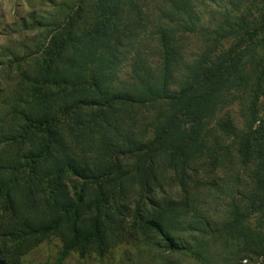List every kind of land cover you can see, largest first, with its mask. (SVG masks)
<instances>
[{
    "label": "trees",
    "instance_id": "trees-1",
    "mask_svg": "<svg viewBox=\"0 0 264 264\" xmlns=\"http://www.w3.org/2000/svg\"><path fill=\"white\" fill-rule=\"evenodd\" d=\"M143 1L84 0L79 16L52 36L51 56L25 79L14 112L20 123L6 132L14 148L0 151V264H11L49 237L61 243L59 261L73 252L102 257L127 236L124 224L141 231L147 245L171 252L186 249L185 232L214 231L192 206L189 181L206 152L204 120L226 94L253 81L248 65L264 74V0L247 19L223 12L209 44L187 65L174 28L206 32L196 26L194 0H159L169 23L156 31L159 67L132 45V81L119 83L120 57L130 54L125 31L135 21L140 33L149 25L141 16ZM157 105L164 110L139 128L137 110ZM247 119L254 136L256 116ZM248 133L238 151L244 161L254 148ZM68 136L74 144L84 142L89 154L76 155ZM176 175L179 195L163 194L168 177ZM227 196L220 232L241 244L239 260L264 256V195Z\"/></svg>",
    "mask_w": 264,
    "mask_h": 264
},
{
    "label": "rangeland",
    "instance_id": "rangeland-1",
    "mask_svg": "<svg viewBox=\"0 0 264 264\" xmlns=\"http://www.w3.org/2000/svg\"><path fill=\"white\" fill-rule=\"evenodd\" d=\"M83 1L0 0V151L11 150L9 146L14 148L10 139H6L10 136L6 132H12L20 123L21 116H15L14 112L20 106V94L22 95L26 88L25 79L31 75L36 65L43 64L51 56L52 36L61 32L68 20L79 16ZM142 3L141 16L148 18L149 25L146 32L140 33L138 21H135L125 31L123 43L127 44L130 54L125 58L120 57L115 80L119 83L132 81L131 67L128 65L136 52H131L132 45H136L139 54L144 56L152 68L159 67V35L156 31L162 24L169 23L162 16L163 8L160 10L159 0H144ZM261 4L260 0L190 1L199 18L196 26L206 32L190 34L192 32L174 28L182 49L183 64H190L195 55L209 44L211 31L222 22L223 12L247 19L248 11L257 14ZM136 30L138 35L134 34ZM182 69L183 67H179V70ZM247 72L253 76V81L250 80L246 86L226 94L223 103L204 120L207 134L206 152L203 151L197 157L198 165L196 170L192 171L189 181L192 206L197 214L211 222L214 231H204L205 227H200L199 232H185L180 237L186 249L171 252L163 247L147 245L141 231L132 232L128 225L124 224L123 232L127 236L121 241L118 239L117 245L110 247L102 257L90 253L81 258L73 252L65 260L59 261L61 243L59 239L49 237L24 252L19 259L12 258L11 264H237L239 258L244 255L239 252L242 249L241 244L239 245L238 240L225 237L219 229L225 221L227 205L231 200L227 195L238 197L237 200L253 193L264 195V74L251 70L249 65ZM257 77L262 78L259 85L255 83ZM255 92L258 94L256 99ZM21 107H26L25 100ZM163 110L164 108L158 105L138 109V127L146 129L148 119ZM252 115L256 116L252 130H258L254 136L248 133L247 129V118L251 119ZM247 133L249 140L254 141V148L249 153L251 160L244 161L238 151ZM65 140L76 155L89 154L85 151L84 142L74 144L70 136L65 137ZM168 179L170 182L162 190L163 194L179 195V176H173L174 180L169 177ZM251 189H254V192L249 194ZM135 200L134 196L131 197L128 204L133 207ZM2 208L0 205V213ZM0 221L2 222L1 214ZM249 222L252 223L253 218ZM2 227L3 225H0V231ZM3 239L0 233V240ZM248 257L262 258L264 263L262 255L250 254Z\"/></svg>",
    "mask_w": 264,
    "mask_h": 264
},
{
    "label": "built area",
    "instance_id": "built-area-1",
    "mask_svg": "<svg viewBox=\"0 0 264 264\" xmlns=\"http://www.w3.org/2000/svg\"><path fill=\"white\" fill-rule=\"evenodd\" d=\"M237 264H264L262 258L253 259L250 257H242Z\"/></svg>",
    "mask_w": 264,
    "mask_h": 264
}]
</instances>
